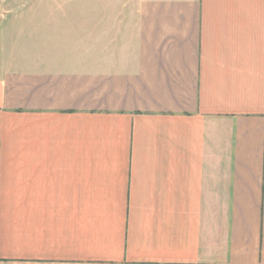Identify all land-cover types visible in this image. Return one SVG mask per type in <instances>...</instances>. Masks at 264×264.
<instances>
[{
  "label": "crops",
  "instance_id": "0c3cea01",
  "mask_svg": "<svg viewBox=\"0 0 264 264\" xmlns=\"http://www.w3.org/2000/svg\"><path fill=\"white\" fill-rule=\"evenodd\" d=\"M0 264H264V0H0Z\"/></svg>",
  "mask_w": 264,
  "mask_h": 264
}]
</instances>
